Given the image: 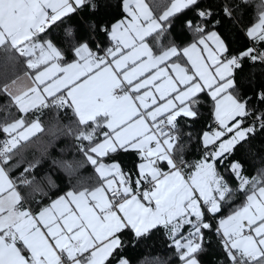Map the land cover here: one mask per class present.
I'll use <instances>...</instances> for the list:
<instances>
[{"label":"crops","instance_id":"crops-1","mask_svg":"<svg viewBox=\"0 0 264 264\" xmlns=\"http://www.w3.org/2000/svg\"><path fill=\"white\" fill-rule=\"evenodd\" d=\"M83 1L0 0V46L6 42L25 45V53L32 57L29 66L38 69L33 76L22 74L7 84L4 91L23 114L41 107L47 99L57 97L56 103L71 107L82 123L101 117L110 134L92 148V156L102 157L120 149L135 151L142 157L140 163H151L147 171H143L139 163L138 174L155 180L156 188L153 192L135 195L132 188L122 184L124 192L119 184L127 199L110 198L108 193L114 188L109 189L108 184H113L112 180L123 183L120 167L116 163H99L96 173L102 182L95 190L66 194L34 213L29 207L20 205L22 197L0 164V264H59V256L67 264H92L95 259L96 264L105 262L115 248L116 235L125 228L141 234L163 225L157 222L151 227L144 223L143 204L151 203L150 200L143 203L146 194L151 196L159 189L164 190L169 183L180 185L182 190L184 181L188 182L165 160L166 155L171 159L168 152L173 143L167 137L159 142L144 115L167 116L171 121L179 116L193 117L194 97L205 92L213 104L212 118L220 124L208 132L216 134L222 128L221 116L232 119L242 110L237 122L229 124L235 129L240 115L246 111L245 104L232 93L235 69L232 58H224L227 48L219 34L211 31L181 50L170 47L152 55L147 41L161 29V24L145 0H128L124 19L111 26L110 47L107 49L109 62L100 59L97 65H93L90 62L92 53L82 46L76 61L62 66L55 61L56 53L48 43H28L44 31L49 13L53 14V21H57L75 12ZM173 1L170 0L163 18L177 13L170 11ZM194 2L192 0L190 4ZM262 5L258 21L247 31L250 40L264 35V0ZM117 41L121 48L114 50L111 45ZM118 89L122 94L113 97L112 92ZM238 105L242 107L240 111ZM41 130L37 121L26 125L22 120L3 128L12 147L31 139ZM225 138L229 139V135ZM203 143L205 147L212 146H208L204 139ZM214 145V158L230 149L219 151L216 143ZM209 169L212 166L204 164L189 173L188 183L192 188L182 190L179 207L167 216L171 219L167 225L174 227L178 225L174 221L181 223L184 220L185 227L198 216L195 208H189L192 197H200L198 190H201L202 183L214 197L215 193L222 194L218 179L211 181L205 178L210 173ZM211 174L214 176L213 171ZM209 200L213 205L214 201ZM113 205L118 210H114ZM260 217L251 223L243 221L252 231V223L258 219L259 224L264 223V211ZM223 231L236 252H251L255 260L264 256V230L256 243L251 241L254 235L231 238V228L225 225ZM23 249L29 259L23 255ZM100 250L102 254H98ZM76 255L80 256L79 260H75ZM116 264L126 263L120 261ZM183 264L199 263L190 258Z\"/></svg>","mask_w":264,"mask_h":264},{"label":"trees","instance_id":"trees-1","mask_svg":"<svg viewBox=\"0 0 264 264\" xmlns=\"http://www.w3.org/2000/svg\"><path fill=\"white\" fill-rule=\"evenodd\" d=\"M127 1L84 0L72 14L57 21L52 19L28 43H48L56 53L55 61L62 66L76 61L82 46L91 53L98 51V44L107 50L111 26L124 19ZM145 2L161 24V29L147 41L152 55L170 47L181 50L215 31L226 45L224 58L242 56L240 67L233 74L232 93L263 123L252 126L246 136L214 158L215 145L205 147L203 143V135L211 131L213 119V104L207 93L194 97L193 117L170 120L175 139L168 154L173 165H180V170L174 167L175 171L190 182L189 173L195 172L199 165L209 164L218 178L222 194L215 193L214 198L219 210L212 213L210 206L208 209L202 206L201 212L205 223H209L208 213L219 222L242 208L249 194L264 188V35L251 40L247 36L262 13V0H195L167 18L162 15L170 0ZM24 46L12 42L0 46V144L7 141L4 126L14 121L22 120L26 125L37 121L42 128L36 136L13 146L2 165L30 210L38 213L66 194L95 190L102 182L96 173L99 163L118 164L123 184L132 188L135 195L153 192L156 187L153 185L154 190H149L148 179L152 183L155 180L138 174V164L142 161L139 153L120 149L102 157L92 156V148L110 134L101 117L82 123L71 107L56 103L57 97L47 99L41 107L25 114L18 110L4 87L22 74L33 76L38 70L29 66L32 57L25 53ZM252 48L256 53L245 56ZM114 210H117L115 206ZM196 219L192 218L176 233L171 225H160L141 234L125 228L116 235L115 248L104 264L120 261L183 264L190 258L199 264H230L212 226L207 224L205 228ZM193 237L197 241L189 252L177 244L192 241ZM22 252L29 259L26 250ZM262 263L264 256L250 264Z\"/></svg>","mask_w":264,"mask_h":264},{"label":"rangeland","instance_id":"rangeland-1","mask_svg":"<svg viewBox=\"0 0 264 264\" xmlns=\"http://www.w3.org/2000/svg\"><path fill=\"white\" fill-rule=\"evenodd\" d=\"M192 0H174L173 3L170 6V11L172 10V12H178L179 10H181L182 8L187 6V3H191ZM48 46H50L49 44H47ZM39 47V46H38ZM32 66H34L32 64ZM239 107V111L242 109L241 105H238ZM242 112V110L240 111V113ZM239 113V114H240ZM245 111H243V113L240 115L239 120H238V124L236 123L235 126L237 128L234 129V127L229 126V124L231 122H237V117L238 115H236L234 118L232 117V119H224V117L221 116V122H222V128L221 131H219L216 134H213L211 132L205 133L203 135V139L204 141H206L208 143V146H213V144L216 143V146L219 148V151H224L226 149H228L229 147L231 148L235 143H237L239 140H241L244 136H246L247 134V129H245L244 127H242V118L245 115ZM229 135V139H226L225 136ZM112 145V142H111ZM206 145V144H205ZM105 156V155H104ZM166 162L168 163V165L170 166V168H173V162L169 159V157L166 155L165 158ZM105 166V165H102ZM140 166L142 168L143 171H147L148 168L150 169L151 167V163L145 162V163H140ZM108 167V166H106ZM106 169V168H105ZM156 170V169H155ZM210 173L207 174L205 176V178H207V180H211L214 181L218 178H216V176L212 175V169H209ZM140 173H142V171L140 170ZM182 179V178H181ZM205 179V181H207ZM117 181L119 183H117ZM155 181H153L154 183ZM113 184H108L109 189L110 188H114L115 190H118L120 188V186H118L119 184L122 186V181L121 180H112ZM107 183H105L106 185ZM155 185V183H154ZM188 182L184 181V188L190 190L192 187L191 185H189ZM107 187V188H108ZM183 188V189H184ZM182 189V190H183ZM122 190H125V186H122ZM182 190H180V185H176L175 183H169V185H166V189L162 190L159 189L156 193H154L153 195L149 196L148 194H146L144 196V200L143 203H146L148 200L151 201V203L149 205L143 204L144 207V214H145V219H144V223L151 227H154L157 222H161V224L163 225H167L168 222H170L171 219H167V216L175 211V209H177L179 206V199L182 197ZM125 192V191H124ZM198 193L200 194V197H196L193 196L192 197V204L190 206V210L191 208H195L196 213L198 214L197 217L195 218H199L202 217V212H201V207L202 204H207V200L209 198H211L214 202L213 205H210L209 210L210 211H214V210H219V203L216 199H213L214 195H212L209 191L207 186L205 185V183L201 184V190H198ZM205 194V195H204ZM116 200H113L112 202H115ZM210 201V200H209ZM114 206V205H113ZM118 210V208H117ZM181 210V209H180ZM179 210V211H180ZM264 211V188L258 189L254 192H252L251 194H249V196L247 197L246 203L245 205L240 208L238 211H236L234 214L228 216V217H224L221 218L218 222V229L221 231V233L224 235V237L227 238V236L223 233V227L225 225V227H229L231 228V238H235L236 235H241L242 236V222L243 219L248 221L249 223H251V221L253 219H255L256 217H260L262 212ZM160 219V220H158ZM258 219V221L252 223V233L254 235V238L251 239V241H254L255 243L257 242V240L261 237V233L262 230H264V223H258L260 222ZM163 220V221H162ZM175 223H177L178 225L174 226L172 228V232L176 233L178 232L183 225L186 223V221L181 220V223H179V221H174ZM139 232V230H138ZM228 239V238H227ZM89 241H91V238L89 237ZM228 241L230 242V240L228 239ZM245 241H250V240H245ZM191 243L192 241L190 239L186 240L185 242H181L178 241V245L182 246V248H185L188 250L191 249ZM231 247L233 248L231 242H230ZM246 252H244L245 254ZM98 254H102V250H100V252H98ZM96 254V256L98 255ZM95 256V258H96ZM84 263V261H82ZM104 261H101V263H97V264H104ZM92 264H96V259Z\"/></svg>","mask_w":264,"mask_h":264},{"label":"built area","instance_id":"built-area-1","mask_svg":"<svg viewBox=\"0 0 264 264\" xmlns=\"http://www.w3.org/2000/svg\"><path fill=\"white\" fill-rule=\"evenodd\" d=\"M52 18H53V14L49 13V16L47 19L48 24L51 23ZM97 47H98V51H95L90 55V62L93 65H97L100 59L106 62H109L110 59H109L108 51L106 49H103L102 46H100L99 44L97 45ZM111 48L114 50L120 49L121 48L120 42L119 41L115 42L113 45H111ZM255 53L256 51L254 50V48H252L245 54V56H249ZM241 60H242V56L232 59V67L234 69L240 67ZM120 94H122V90L120 89L112 92L113 97H116ZM245 112L246 113L242 118V122H243L242 127H244L245 129L249 130L255 124L263 123V121L260 118L252 116L247 110ZM144 116L149 121L151 131L156 136L159 142H162V139L164 137H167L170 140V142L174 141L175 135L171 130V122L167 116H162V117H150L148 115H144ZM211 124H212V127H215V128L220 126L219 122L215 119H212ZM11 149H12V145L8 141L0 144V164L1 165L5 163V159L7 158ZM174 167L175 169L180 170L179 164L174 163ZM148 182H149V190H154V186H153L154 184L152 183V181L148 179ZM108 195L109 197H112V198H119V199L121 198V200L126 199L121 189L111 190L109 191ZM211 204H212V201H208L207 204L203 203L202 206L203 208L208 209V207ZM20 205L23 207H28L23 199L21 200ZM207 218H208L209 223H205L202 217L197 218L196 222L199 224H204V225L210 224L212 226L211 228L215 231L216 235L219 238V245L223 248L227 258L230 261V264H250L254 262L255 258L251 252H246L245 254L238 253L231 247L228 239L224 237V235H222L221 231L218 229V220L212 214L208 213ZM241 225L243 229L242 236L252 237V232L249 229L248 223L246 221H243ZM39 226L42 229L44 228L41 224H39ZM196 241H197L196 238L193 237L191 245H193ZM79 258H80L79 255L75 256V260H78ZM59 264H67L62 256H59Z\"/></svg>","mask_w":264,"mask_h":264},{"label":"water","instance_id":"water-1","mask_svg":"<svg viewBox=\"0 0 264 264\" xmlns=\"http://www.w3.org/2000/svg\"><path fill=\"white\" fill-rule=\"evenodd\" d=\"M207 227V225H205V228Z\"/></svg>","mask_w":264,"mask_h":264}]
</instances>
